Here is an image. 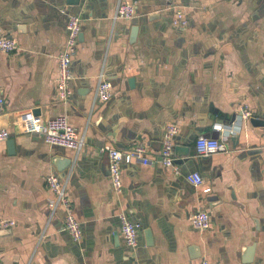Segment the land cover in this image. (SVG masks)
<instances>
[{
  "label": "crops",
  "instance_id": "obj_1",
  "mask_svg": "<svg viewBox=\"0 0 264 264\" xmlns=\"http://www.w3.org/2000/svg\"><path fill=\"white\" fill-rule=\"evenodd\" d=\"M65 1L0 0V38L19 44L0 52V129L10 133L0 142V219L16 222L0 231L1 263L197 264L206 257L210 264H245L255 244L251 264H264V126L243 119L228 137V152H196L200 137L245 109L264 119V0H122L136 4V16L115 25L119 0H87L83 8ZM176 10L185 12L187 27L172 25ZM69 14L83 26L73 94L64 102L56 80ZM101 69L113 85L107 103L95 100ZM30 114L43 122L68 117L85 133L82 152L26 134ZM170 124L179 127L180 175L158 162L125 163L116 192L100 149L144 145L156 160ZM70 169L80 244L64 230V208L52 211L55 196L46 186L49 176L64 180ZM196 172L200 187L187 180ZM198 211L209 214L205 232L191 225ZM123 217L142 226L136 249L124 241Z\"/></svg>",
  "mask_w": 264,
  "mask_h": 264
},
{
  "label": "built area",
  "instance_id": "obj_2",
  "mask_svg": "<svg viewBox=\"0 0 264 264\" xmlns=\"http://www.w3.org/2000/svg\"><path fill=\"white\" fill-rule=\"evenodd\" d=\"M136 16V4L133 2H125L119 0L114 15L111 18L113 25L118 20H133ZM172 25L175 27L185 28L188 25V19L184 11L176 10L172 17ZM83 20L78 15L69 14L67 21V39L63 50L59 55V65L57 74V91L61 101L67 102L73 94L71 82L73 80L72 64L79 52V36L82 31ZM19 44L14 38H0V52L12 53L18 50ZM113 97V85L107 79L104 69H101L97 76V85L95 90V100L107 103ZM4 98L0 92V113L3 110ZM252 115L250 111L244 110L238 115L239 120L232 125L216 124L214 132H219V138L200 137L196 142V152L199 157H210L220 152H228V137L239 129L238 123L243 119H248ZM23 131L26 134L40 135L50 146H59L75 151L80 154L85 147V133L81 134L73 127L66 116H58L43 122L37 116L30 114L23 120ZM179 133V127L170 124L166 127L163 135L162 147L159 157L153 160L149 156V150L144 145H137L126 151H121L112 146H104L100 149L102 153H106L109 158L110 180L113 189L120 192L123 188L122 165L132 162L140 163L143 166H150L158 162L165 168L171 169L175 175H180V167L175 159V142L174 139ZM10 133L7 129H0V142L7 141ZM72 169L68 172L64 180H60L57 176L48 177L46 186L54 194L52 202L53 212L57 208L62 207L65 210L64 230L71 236L77 244L82 243L84 232L82 224L77 220L74 213V204L69 198V181ZM187 180L195 187H200L204 183L203 176L199 173H192ZM211 188L204 189V193H209ZM194 229L205 232L210 228V217L206 211H198L194 213L190 219ZM16 222L8 219H0V231L14 228ZM142 226L139 223L131 222L129 219L121 218V233L126 245L136 249L139 246V234ZM0 264L1 257H0ZM197 264H210L206 257H201Z\"/></svg>",
  "mask_w": 264,
  "mask_h": 264
},
{
  "label": "water",
  "instance_id": "obj_3",
  "mask_svg": "<svg viewBox=\"0 0 264 264\" xmlns=\"http://www.w3.org/2000/svg\"><path fill=\"white\" fill-rule=\"evenodd\" d=\"M86 1L87 0H66L65 2L67 5H71V6L75 5V6H79L80 8H83ZM249 119H250V122L255 126H264V119H259V118H255V117H252V118L250 117ZM237 120H239L238 116L233 115L230 122H229V125H232ZM206 137L218 139L219 138V132H214L213 134L207 135ZM8 143H9L8 144L9 150L11 153H13L15 151V142L13 140H10ZM71 165H72V161H70V163H69V166H71ZM255 248H256V246L254 244L253 246L249 247V249H247L246 259H244L245 264H251L253 262Z\"/></svg>",
  "mask_w": 264,
  "mask_h": 264
}]
</instances>
